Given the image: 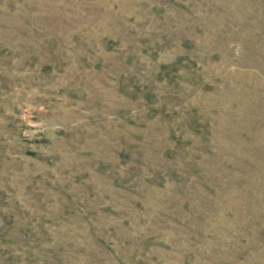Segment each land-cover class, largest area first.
<instances>
[{
	"label": "rangeland",
	"instance_id": "374dc122",
	"mask_svg": "<svg viewBox=\"0 0 264 264\" xmlns=\"http://www.w3.org/2000/svg\"><path fill=\"white\" fill-rule=\"evenodd\" d=\"M0 264H264V0H0Z\"/></svg>",
	"mask_w": 264,
	"mask_h": 264
}]
</instances>
